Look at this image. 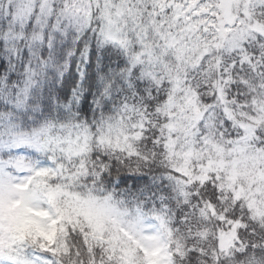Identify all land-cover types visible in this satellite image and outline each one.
<instances>
[{"label": "snow or ice", "instance_id": "6c2138e0", "mask_svg": "<svg viewBox=\"0 0 264 264\" xmlns=\"http://www.w3.org/2000/svg\"><path fill=\"white\" fill-rule=\"evenodd\" d=\"M153 248L264 264V0H0V264Z\"/></svg>", "mask_w": 264, "mask_h": 264}, {"label": "rangeland", "instance_id": "374dc122", "mask_svg": "<svg viewBox=\"0 0 264 264\" xmlns=\"http://www.w3.org/2000/svg\"><path fill=\"white\" fill-rule=\"evenodd\" d=\"M83 214L85 215V217L92 222L91 225L96 228L98 231H100V233H102L104 231V224L103 221L100 220L99 218H97L90 209H86L84 208L82 210ZM36 215H42V214H36ZM36 225L39 230L40 233L46 236L47 240H51L52 238V233H53V228H52V223L51 225L48 227V229L45 231L44 229H42L39 225V222L36 221L33 217H26L24 218L22 221L19 222L18 228L20 230V232H28V227H31L32 225ZM28 234V233H25ZM116 239L118 238H113L114 241H116ZM129 239H132V237H129ZM125 244V248H128L126 246L127 242H123ZM133 244L139 246V247H143V245H140L139 241L137 240H133ZM128 255H132L134 253V249H129L128 248ZM146 251V255L149 256V264H165V261L163 259V256L160 254V251L158 248H153L150 252H148V250Z\"/></svg>", "mask_w": 264, "mask_h": 264}, {"label": "trees", "instance_id": "16d2710c", "mask_svg": "<svg viewBox=\"0 0 264 264\" xmlns=\"http://www.w3.org/2000/svg\"><path fill=\"white\" fill-rule=\"evenodd\" d=\"M83 209H84V208H80L79 206H74L73 211H74L75 214L72 216V219L75 220V219L77 218V216H83L84 219H85L89 224H91L92 222H90V221L85 217V215L83 214V212H82ZM62 218H63V217H58L57 219L59 220V219H62ZM56 224H57V221H56V220L52 221L53 233H52V238H51V240H48L49 243L54 242V240H55V238H56V236H57L58 229H57V227H56ZM93 230H94L95 233H100V231H98V230H97L96 228H94V227H93ZM59 231H63V225H61ZM21 233H22V234H25V233H28V234H32V233L41 234L39 228H38L35 224L32 225L31 227H28V232H21ZM113 244L116 245V241L113 240ZM116 246L119 247V245H116ZM122 251H124L126 254L129 252V251H128V248H125V247L122 249ZM127 255H128V254H127Z\"/></svg>", "mask_w": 264, "mask_h": 264}]
</instances>
